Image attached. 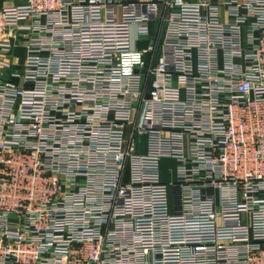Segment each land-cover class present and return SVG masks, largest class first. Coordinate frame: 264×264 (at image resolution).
Returning a JSON list of instances; mask_svg holds the SVG:
<instances>
[{
	"label": "built area",
	"instance_id": "obj_1",
	"mask_svg": "<svg viewBox=\"0 0 264 264\" xmlns=\"http://www.w3.org/2000/svg\"><path fill=\"white\" fill-rule=\"evenodd\" d=\"M0 264H264V0H0Z\"/></svg>",
	"mask_w": 264,
	"mask_h": 264
},
{
	"label": "rangeland",
	"instance_id": "obj_2",
	"mask_svg": "<svg viewBox=\"0 0 264 264\" xmlns=\"http://www.w3.org/2000/svg\"><path fill=\"white\" fill-rule=\"evenodd\" d=\"M172 164L170 162H163L162 163V169L163 170H167L169 168V166H171Z\"/></svg>",
	"mask_w": 264,
	"mask_h": 264
}]
</instances>
